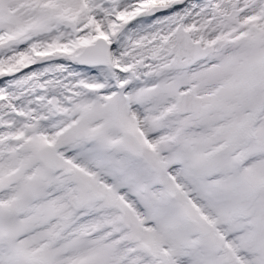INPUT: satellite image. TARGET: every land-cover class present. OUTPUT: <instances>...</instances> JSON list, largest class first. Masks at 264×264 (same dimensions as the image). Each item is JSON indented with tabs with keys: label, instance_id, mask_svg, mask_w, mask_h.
I'll return each mask as SVG.
<instances>
[{
	"label": "snow or ice",
	"instance_id": "obj_1",
	"mask_svg": "<svg viewBox=\"0 0 264 264\" xmlns=\"http://www.w3.org/2000/svg\"><path fill=\"white\" fill-rule=\"evenodd\" d=\"M0 264H264V0H0Z\"/></svg>",
	"mask_w": 264,
	"mask_h": 264
}]
</instances>
